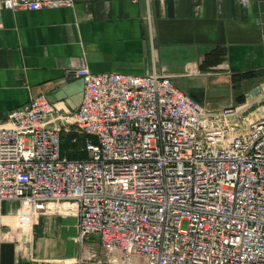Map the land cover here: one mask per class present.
Segmentation results:
<instances>
[{"label":"built area","instance_id":"built-area-1","mask_svg":"<svg viewBox=\"0 0 264 264\" xmlns=\"http://www.w3.org/2000/svg\"><path fill=\"white\" fill-rule=\"evenodd\" d=\"M75 2L0 0V9ZM76 75L84 96L72 113L41 94L0 124V228L6 202L33 216L73 202L76 241L98 238L97 264H264V84L249 115L248 102L209 111L169 75ZM63 130L90 139L86 158L62 155Z\"/></svg>","mask_w":264,"mask_h":264},{"label":"crops","instance_id":"crops-1","mask_svg":"<svg viewBox=\"0 0 264 264\" xmlns=\"http://www.w3.org/2000/svg\"><path fill=\"white\" fill-rule=\"evenodd\" d=\"M75 1L58 9H0V124L41 94L62 114L78 109L84 84L76 71L83 68L169 75L209 111L247 103L264 84L260 0ZM88 140L63 130L64 156L86 158ZM19 211L18 202L4 203L0 264H97L90 252L102 257L76 241L75 203H51L38 216Z\"/></svg>","mask_w":264,"mask_h":264},{"label":"rangeland","instance_id":"rangeland-1","mask_svg":"<svg viewBox=\"0 0 264 264\" xmlns=\"http://www.w3.org/2000/svg\"><path fill=\"white\" fill-rule=\"evenodd\" d=\"M221 95H219V96H225V95H223V93H220ZM252 97V96H251ZM221 102H223V101H221ZM263 105H264V103H263ZM258 107H259V105L258 104H255L250 110H249V112L247 113V114H249V115H251L250 113L251 112H255L257 109H258ZM254 115H256V113H253ZM91 139H92V141H95V138L94 137H91ZM84 245H86V246H93V247H97L96 248V250H97V252L99 251V252H101L102 250H101V248H100V244H99V240H98V238L97 237H95V236H93V237H90V238H88L87 240H85V242H84ZM101 254V256L102 257H104V253H103V251L100 253ZM117 256H119V255H117ZM101 257V258H102ZM100 258V257H99ZM137 261H138V264H144L145 262L142 260V259H137Z\"/></svg>","mask_w":264,"mask_h":264},{"label":"water","instance_id":"water-1","mask_svg":"<svg viewBox=\"0 0 264 264\" xmlns=\"http://www.w3.org/2000/svg\"><path fill=\"white\" fill-rule=\"evenodd\" d=\"M259 11H260V27L262 31V41H261V50H262V55L264 58V0H260L259 2Z\"/></svg>","mask_w":264,"mask_h":264},{"label":"bare ground","instance_id":"bare-ground-1","mask_svg":"<svg viewBox=\"0 0 264 264\" xmlns=\"http://www.w3.org/2000/svg\"><path fill=\"white\" fill-rule=\"evenodd\" d=\"M252 99H250V101L248 102V106L249 107H253L254 106V102H255V97H251ZM259 111H261L262 113L264 112V105L261 106V108L259 109ZM135 259H142L145 262V259L142 257H130L128 260L130 263H134ZM145 264V263H144Z\"/></svg>","mask_w":264,"mask_h":264},{"label":"trees","instance_id":"trees-1","mask_svg":"<svg viewBox=\"0 0 264 264\" xmlns=\"http://www.w3.org/2000/svg\"><path fill=\"white\" fill-rule=\"evenodd\" d=\"M222 51L221 50H214V51H212L211 53H209L208 54V56H213V55H216V54H219V53H221ZM248 76V75H247ZM85 150V149H84ZM62 155H64V153H63V147H62Z\"/></svg>","mask_w":264,"mask_h":264}]
</instances>
